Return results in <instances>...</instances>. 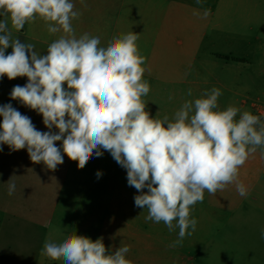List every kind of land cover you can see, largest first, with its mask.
<instances>
[{
    "label": "clouds",
    "instance_id": "obj_1",
    "mask_svg": "<svg viewBox=\"0 0 264 264\" xmlns=\"http://www.w3.org/2000/svg\"><path fill=\"white\" fill-rule=\"evenodd\" d=\"M196 3L202 6V0ZM74 8L73 0H0V78L27 77L26 85L13 87L11 99L41 114L49 129L37 130L28 116L5 104L0 145L26 148L33 163L53 171L65 155L83 168L93 155L110 152L127 170L128 185L140 192L134 201L147 209L145 221L163 222L169 232L178 228V239L168 247L181 246L196 229L191 211L206 191L214 195L235 184L241 197L249 194L239 170L257 149L264 150V122L233 105L221 110L222 92L215 87L185 100L171 118H153L143 99L150 91L143 78L150 69L139 51V35L129 31L106 45L89 33L77 37L72 21L80 13ZM210 12L203 8L193 15L207 19ZM37 19L50 35L62 33L43 56L34 44L13 37V29L19 32ZM15 189L9 179L7 194ZM129 252V245L109 252L102 237L93 241L74 233L46 240L41 249V255L63 264H133Z\"/></svg>",
    "mask_w": 264,
    "mask_h": 264
},
{
    "label": "crops",
    "instance_id": "obj_2",
    "mask_svg": "<svg viewBox=\"0 0 264 264\" xmlns=\"http://www.w3.org/2000/svg\"><path fill=\"white\" fill-rule=\"evenodd\" d=\"M73 3L74 10L80 13L72 21L77 37L89 33L99 36L101 44L106 45L113 37L129 31L139 35V51L147 58L146 67L150 69L143 77L150 85L143 99L153 118H171L169 109L163 114L159 107H166L170 96L185 101L183 89L187 93L191 89L199 98L202 91L219 88L221 110L229 105H241L242 112L251 113L256 112L254 106L258 104L264 108V86H260V93L248 107L254 74L264 75V0H202V6L196 0ZM203 8L211 10L207 19L193 15L194 10L202 12ZM60 35H50L39 19L19 32L13 29L14 37L46 48ZM260 119L264 122V115ZM36 122L43 124V118ZM38 129L49 131L45 125ZM51 131L58 133L56 128ZM61 144L56 142L57 147ZM5 151L11 164L4 174V195L0 194V233L5 226H17L24 236L11 241L6 235L5 242L0 237V251L2 246L6 248L0 253V264H48L46 256L41 255L46 224L58 218L61 202L83 203L85 215L98 217L96 227L102 236L109 229L117 233L114 249L121 244L130 246L126 258L133 264H264L262 149H257L239 170V181L249 194L241 197L235 184L214 195L206 191L203 201L191 211L198 222L195 231L176 248L168 245L178 239L179 229L169 232L163 222H146L148 211L135 206L134 197L140 192L128 185L127 170L116 162L118 174L110 181L103 154L93 155L83 168L65 155L64 162L53 171L43 163H33L26 148ZM97 160L101 175L94 178L92 170ZM9 179L16 185L12 196L7 194ZM86 227L92 230L89 220Z\"/></svg>",
    "mask_w": 264,
    "mask_h": 264
},
{
    "label": "rangeland",
    "instance_id": "obj_3",
    "mask_svg": "<svg viewBox=\"0 0 264 264\" xmlns=\"http://www.w3.org/2000/svg\"><path fill=\"white\" fill-rule=\"evenodd\" d=\"M14 37V36H13ZM17 38V37H14ZM22 41V40H21ZM25 43H32L35 45V50L39 52L41 56L47 54V48L44 45H39L33 42H27V41H22ZM12 51L11 47L6 49L5 54H10ZM45 53V54H44ZM258 61H256V67L259 68ZM28 82L27 77H17L15 79L9 80L6 76L3 78H0V106L9 104L11 103L12 106L18 110L22 115L28 116L32 122L33 125L37 130L38 126L44 125L41 123H37L36 120L37 118H43L41 114H38L35 110H32L28 108L27 106L23 105L19 100H13L11 99L10 93L11 90L13 89L14 86L19 85V86H24ZM260 84V85H259ZM260 86H264V75H255L254 74V81H253V91L251 93V101L248 102V107L250 106V103L253 100H256V96L260 93ZM259 87V88H258ZM65 88H67V85H65ZM259 89V92L257 90ZM183 97L185 100H191L195 99V95L192 93L191 96H188L186 90L184 91L183 89ZM184 102V100H175V99H170V102L167 104L166 107L160 108L159 109L162 111L164 114L167 109L169 114L173 115L176 110L179 109L181 104ZM241 105H238L237 107L240 109ZM260 106V108H263L261 104H258V106H254V111L257 110V108ZM264 109V108H263ZM241 110V109H240ZM242 112V111H241ZM160 114V112H158ZM253 115L255 113H252ZM264 115V111H263ZM262 117V116H259ZM2 117H0V123H2ZM239 119V114L237 115V118ZM7 148H9L8 145H0V194L2 196L4 195L5 191V181H4V174L6 173V169H8V166L11 164V161L9 160V155L5 151ZM97 157V156H95ZM94 157V158H95ZM100 157V156H99ZM103 157L107 158L105 163L108 165V178L109 180H115L117 177V171H116V161L113 159L112 155L110 152L104 151L103 152ZM96 164L94 163L93 167V175L94 178L97 176V173H101V169L99 167V160L96 161ZM105 168V167H104ZM98 177V176H97ZM99 178V177H98ZM113 205V204H111ZM83 207V203H69V202H61L58 208V218H54V222L51 220L50 224H46V229H45V239L50 240V241H62L67 235L69 234H76L79 236H85L90 238L91 240L95 241L98 238H103V243H108L109 246L106 248L109 250V252H114V248L116 247L117 244V239L118 235L116 232H114L112 229H109L108 233L104 236L100 234V228L97 226L98 220L96 215H93L90 213L88 215H85L83 210L81 209ZM57 211L55 212V216ZM88 220L90 224L92 225V230L86 227V224L88 223ZM91 230V233L89 231ZM8 235L9 239L11 241L15 240H20L23 239V232L20 227L17 226H5L4 230L2 233H0V237L2 236V242H5V237ZM26 235V234H25ZM9 241V240H8ZM36 242V240H34ZM2 250L0 253H3L5 247H1ZM48 264H63V260H51L50 258L46 257ZM13 264H16V262H13ZM19 264V263H18Z\"/></svg>",
    "mask_w": 264,
    "mask_h": 264
},
{
    "label": "built area",
    "instance_id": "obj_4",
    "mask_svg": "<svg viewBox=\"0 0 264 264\" xmlns=\"http://www.w3.org/2000/svg\"><path fill=\"white\" fill-rule=\"evenodd\" d=\"M264 111V110H263ZM263 111H262V108H259L256 110L255 114L254 115H257V116H263Z\"/></svg>",
    "mask_w": 264,
    "mask_h": 264
},
{
    "label": "trees",
    "instance_id": "obj_5",
    "mask_svg": "<svg viewBox=\"0 0 264 264\" xmlns=\"http://www.w3.org/2000/svg\"><path fill=\"white\" fill-rule=\"evenodd\" d=\"M235 60H236V61H239V59H237V58H236Z\"/></svg>",
    "mask_w": 264,
    "mask_h": 264
}]
</instances>
